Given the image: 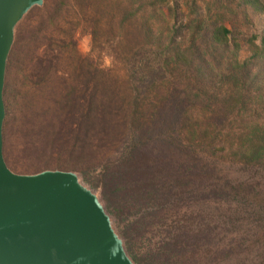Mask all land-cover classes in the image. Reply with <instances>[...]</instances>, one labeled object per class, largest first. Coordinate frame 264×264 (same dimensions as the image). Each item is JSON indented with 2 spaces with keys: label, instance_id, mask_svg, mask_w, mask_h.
Segmentation results:
<instances>
[{
  "label": "rangeland",
  "instance_id": "rangeland-1",
  "mask_svg": "<svg viewBox=\"0 0 264 264\" xmlns=\"http://www.w3.org/2000/svg\"><path fill=\"white\" fill-rule=\"evenodd\" d=\"M208 1L168 0L160 8L165 24L179 28L176 41L197 48L191 63L149 49L150 6L137 10L141 0H44L16 25L4 86L8 166L26 174L75 171L99 195L136 264L162 250L169 264L264 263V234L247 215L232 218L231 204L212 194L216 183H240L264 201V162L250 154L264 129V87L255 80L235 87L225 65L235 53L213 52L190 26L219 17L240 43L242 61L264 12L248 16ZM121 168L127 173L116 198L126 206L118 212L104 189ZM198 231L200 242L192 241ZM183 235L188 248L172 255L167 242Z\"/></svg>",
  "mask_w": 264,
  "mask_h": 264
},
{
  "label": "water",
  "instance_id": "water-1",
  "mask_svg": "<svg viewBox=\"0 0 264 264\" xmlns=\"http://www.w3.org/2000/svg\"><path fill=\"white\" fill-rule=\"evenodd\" d=\"M44 0H0V264H136L99 195L75 171H13L3 152L15 29Z\"/></svg>",
  "mask_w": 264,
  "mask_h": 264
},
{
  "label": "trees",
  "instance_id": "trees-1",
  "mask_svg": "<svg viewBox=\"0 0 264 264\" xmlns=\"http://www.w3.org/2000/svg\"><path fill=\"white\" fill-rule=\"evenodd\" d=\"M236 1L237 3H235L234 7L230 6L228 0H209L208 4H210V7L212 6V4H215L216 6L221 7L225 10L228 7L229 10L232 12H236V9L239 6L243 8L244 12H246L248 16L250 11L264 12V0H235V2ZM165 3H168V0H141L137 7L138 10L145 7L146 5L150 6L151 15L150 18H147L146 21V39L149 49L152 52H154L155 50L156 53L168 51L170 55L173 54L176 56V58L191 63L193 61L191 56L196 54L197 48H194V46L183 47L181 43L176 41L175 35L176 32H178L179 28L176 25L171 27L165 24V21L160 14V8L162 9V6ZM190 26H193L192 37L195 35V33L200 31V35L203 39V42L207 47L211 48L213 52L227 50L229 51L230 49H232L231 51L235 53L236 56L231 54L230 57L225 60L226 68L234 79L235 87L239 86L243 89L247 84L249 85L250 82L254 80L258 81L260 85H262L261 87H264V26L260 32L254 33L247 37L246 41L250 46L251 53L246 56L242 61H239V59L237 58L240 43L234 36L233 31L226 24L220 22L219 17L216 18L212 24L202 18H196L193 22H190ZM12 57L13 55L11 53L9 58ZM143 61L147 62L145 57L143 58ZM207 63L210 66L213 65V62L211 61H208ZM254 63L258 64L256 65V68L253 67ZM238 68L240 75H236V71ZM203 71H205V69ZM209 131V129H204V133L206 134H209ZM258 133L259 134L256 137V146L252 147L250 154L257 156L264 162V129L259 130ZM214 143L215 142L212 140L210 145L214 146ZM220 149L225 150L227 149V147L225 145H222ZM238 149L239 151H241L240 148ZM126 173L127 172L123 170V168L114 170L110 176L111 179L108 183V190L110 191L107 190V186L104 189V198L107 201V205L114 211L118 210V212H121L126 206L125 202H122L118 198H116V196L119 195L118 192L122 191V187H120L119 184L120 181L123 179L122 177H124ZM241 186L242 185L240 183L232 184L231 186L224 183H216L212 187V194H215L216 196H221V198L226 199L229 204H231L232 207L229 208L231 210L230 213L236 212V214L231 213L232 218L237 216V218L239 219L242 217L243 214L247 215V217L251 219V226L255 225L256 232L258 234L261 232V234H264V201H259V199L255 198L253 195L250 197L247 193H243L245 190ZM143 187V191H145L146 186ZM154 192L155 191L151 190L150 194H153ZM125 196L127 198L131 197V200H135V197H137L134 195L133 192H126ZM202 233L203 231H198L194 234V236L192 235V241H194L196 237ZM208 238V242H211L212 238H215V236L212 237L208 232ZM200 240L201 237L196 239L197 242H200ZM261 241L262 239L258 238L256 242H258L259 244ZM171 242L173 241L167 243H170L169 251H173L170 252L172 255L175 254V252H178L179 250H186L188 248L187 245L189 244V240H187L185 236L184 238H178L174 243ZM178 243L180 244V247H177ZM242 244L243 242L239 241L236 245L231 246L230 251H232L235 246ZM164 251L165 250L152 252V254L146 259H141L138 257V260H140L141 264H169V258H164ZM259 254L261 255V257L263 256L262 259L264 262V241L262 243V250L259 247ZM157 257L161 259V262H157ZM259 264L264 263L259 262Z\"/></svg>",
  "mask_w": 264,
  "mask_h": 264
}]
</instances>
